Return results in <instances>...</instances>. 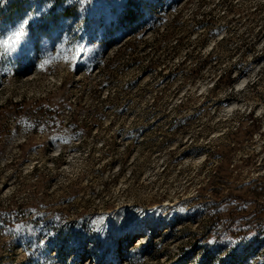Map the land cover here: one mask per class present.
<instances>
[{
    "label": "rangeland",
    "instance_id": "374dc122",
    "mask_svg": "<svg viewBox=\"0 0 264 264\" xmlns=\"http://www.w3.org/2000/svg\"><path fill=\"white\" fill-rule=\"evenodd\" d=\"M16 1L0 264H264V0Z\"/></svg>",
    "mask_w": 264,
    "mask_h": 264
},
{
    "label": "trees",
    "instance_id": "16d2710c",
    "mask_svg": "<svg viewBox=\"0 0 264 264\" xmlns=\"http://www.w3.org/2000/svg\"><path fill=\"white\" fill-rule=\"evenodd\" d=\"M52 2V8H61V14L64 16H70L72 14H78V11L83 5H85L86 0L83 3L80 0H47ZM22 5H18L16 0H1L0 1V19L1 21L12 20L14 17L19 16L22 13Z\"/></svg>",
    "mask_w": 264,
    "mask_h": 264
},
{
    "label": "snow or ice",
    "instance_id": "6c2138e0",
    "mask_svg": "<svg viewBox=\"0 0 264 264\" xmlns=\"http://www.w3.org/2000/svg\"><path fill=\"white\" fill-rule=\"evenodd\" d=\"M81 3L84 2V0H80ZM32 18V14H28L26 19H23L19 22V24L16 26V28L11 32L10 35L7 36L6 39L0 40V49H2V52H0V55L10 54L17 46V43L20 41L21 37H23L26 34V25L29 23V21ZM47 63V60L43 61L39 67L43 69L45 64ZM42 244L43 241H40Z\"/></svg>",
    "mask_w": 264,
    "mask_h": 264
},
{
    "label": "bare ground",
    "instance_id": "6f19581e",
    "mask_svg": "<svg viewBox=\"0 0 264 264\" xmlns=\"http://www.w3.org/2000/svg\"><path fill=\"white\" fill-rule=\"evenodd\" d=\"M246 81H247V79H246V78H243L241 83H245ZM229 107L234 108V105H231V106H229ZM137 244H138V243H137Z\"/></svg>",
    "mask_w": 264,
    "mask_h": 264
}]
</instances>
